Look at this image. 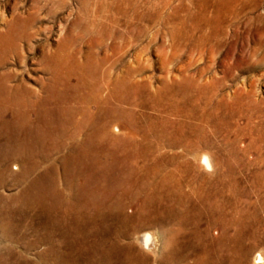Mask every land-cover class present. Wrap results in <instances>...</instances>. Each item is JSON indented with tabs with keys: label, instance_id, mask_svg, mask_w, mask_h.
Instances as JSON below:
<instances>
[{
	"label": "rangeland",
	"instance_id": "obj_1",
	"mask_svg": "<svg viewBox=\"0 0 264 264\" xmlns=\"http://www.w3.org/2000/svg\"><path fill=\"white\" fill-rule=\"evenodd\" d=\"M0 8V32L28 24L32 33L21 41L26 59L10 57L0 73L16 71L35 94L2 114L0 264H190L198 238L219 235L208 227L216 200L231 214L227 262L254 264L264 251V0H0ZM108 123L119 127L112 139ZM205 152L217 157L213 174L198 167ZM145 232L156 237L151 252L136 242Z\"/></svg>",
	"mask_w": 264,
	"mask_h": 264
},
{
	"label": "bare ground",
	"instance_id": "obj_2",
	"mask_svg": "<svg viewBox=\"0 0 264 264\" xmlns=\"http://www.w3.org/2000/svg\"><path fill=\"white\" fill-rule=\"evenodd\" d=\"M149 1V0H148ZM159 1V0H158ZM219 1V0H218ZM162 2V1H161ZM209 2H210V0H209ZM217 2V1H216ZM225 2V1H224ZM218 3V2H217ZM220 3V2H219ZM227 3H229V2H227ZM157 4V3H156ZM213 4V3H212ZM248 4V3H247ZM228 5V4H227ZM97 7V6H96ZM102 7H104V6H102ZM227 7V6H226ZM237 7V6H236ZM245 7V6H244ZM250 7V6H249ZM16 8V7H15ZM15 8H13V9H15ZM110 8V7H109ZM248 8V7H247ZM88 9V8H87ZM220 9V8H219ZM242 9V8H241ZM0 10H1V8H0ZM102 10H104V9H102ZM106 10V9H105ZM104 10V11H105ZM230 10V9H229ZM233 10V9H232ZM243 10V9H242ZM88 11H89V9H88ZM216 11H218V9L216 10ZM220 11H223V10H220ZM228 11V10H227ZM87 12V11H86ZM91 12V11H90ZM94 12H95V10H94ZM213 12V11H212ZM231 12V11H230ZM3 13V12H2ZM89 13V12H88ZM103 13V12H102ZM113 12H111L110 14H112ZM120 13V12H119ZM121 13H122V11H121ZM229 13V12H228ZM244 13V12H243ZM16 14V13H15ZM91 14V13H90ZM95 14V13H94ZM93 14V15H94ZM104 14V13H103ZM108 14V13H107ZM149 13L147 12V15H148ZM157 14H159V13H157ZM216 14V13H215ZM220 14V13H219ZM233 14V13H232ZM152 15V14H151ZM228 15V14H227ZM237 15V14H236ZM240 15V14H239ZM89 16V15H88ZM105 16V15H104ZM115 17H116V15H114ZM150 16V15H149ZM153 16V15H152ZM160 16V15H159ZM207 16V15H206ZM217 16V15H216ZM26 17V16H25ZM210 17V16H209ZM214 17V16H213ZM5 18V17H4ZM13 18V17H12ZM91 18V17H90ZM100 18V17H99ZM156 18V17H155ZM161 18V17H160ZM217 18V17H216ZM226 18V17H225ZM25 19V18H24ZM93 19H94V17H93ZM109 19V18H108ZM113 19V18H112ZM118 19V18H117ZM221 19V18H220ZM13 20V19H12ZM104 20H106V19H104ZM8 21V20H7ZM90 21H91V19H90ZM93 21V20H92ZM111 21V20H110ZM109 21V22H110ZM94 22V21H93ZM102 22V21H101ZM101 22H99V23H101ZM117 22V21H116ZM83 23V22H82ZM87 23H89L88 21H87ZM9 24V23H8ZM81 24V23H80ZM10 25V24H9ZM31 25V24H30ZM14 26V25H13ZM13 26H11V27H9V29L8 30H5V31H1L0 32V67H2L7 61H8V59L10 58V57H17V58H20V59H22L23 61L26 59L25 58V55H24V50H23V48H22V45H21V41H24V40H27V41H30V39L32 38V33L29 31V25L28 24H26L23 28H22V30L20 31L19 29H17L16 27H13ZM85 26V25H84ZM100 26V25H99ZM114 26V25H113ZM98 27V26H97ZM119 27V26H118ZM91 28V27H90ZM92 28H93V25H92ZM92 28H91V30H92ZM120 28V27H119ZM99 29V28H98ZM98 29H95V30H98ZM111 29V28H110ZM115 29V28H114ZM117 29V28H116ZM115 29V30H116ZM84 30V29H83ZM112 31H113V29H111ZM118 30H120V29H118ZM86 31V30H85ZM100 31V30H99ZM125 31V30H124ZM87 32V31H86ZM115 32H117V31H115ZM126 33V32H125ZM89 34V33H88ZM110 34H112V33H110ZM117 34V33H116ZM124 34V33H123ZM99 35V34H98ZM126 35V34H125ZM108 36H109V34H108ZM110 36H112L113 37V35H110ZM107 38V37H106ZM115 39V38H114ZM108 40V39H107ZM116 40V39H115ZM97 41V40H96ZM113 41V40H112ZM111 41V42H112ZM66 42V41H65ZM87 42H88V40H87ZM31 43H32V41H31ZM90 43V42H89ZM98 43V42H97ZM104 43H106V42H104ZM110 43V42H109ZM47 44H49V43H47ZM46 44V45H47ZM100 44V43H99ZM121 45V44H120ZM48 46V45H47ZM113 46V45H112ZM33 47V46H32ZM48 47H50V44H49V46ZM118 47V49L120 48L119 46H117ZM116 48V47H115ZM117 49V50H118ZM72 50V49H71ZM81 50V49H80ZM116 50V51H117ZM46 51V50H45ZM115 51V52H116ZM61 52H63V51H61ZM80 52H82V51H80ZM107 52V51H106ZM64 53V52H63ZM71 53V52H70ZM75 54H77V53H75ZM48 52H45V54L42 56V57H40L41 59L39 60V62L42 64V65H44V66H47V60H48ZM68 56V55H67ZM76 56V55H75ZM74 56V57H75ZM56 57V56H55ZM64 57V56H63ZM66 57V56H65ZM105 57V56H104ZM103 57V58H104ZM60 58H62V57H60ZM63 59H65V58H63ZM102 59V58H101ZM52 60V59H51ZM72 61V60H71ZM117 61V60H116ZM50 62V61H49ZM73 62V61H72ZM95 62V61H94ZM77 63V62H76ZM79 63V62H78ZM117 63H115L114 65H116ZM75 65V64H74ZM98 65V64H97ZM61 66V65H60ZM64 66V65H63ZM78 67H79V65H77ZM81 66V65H80ZM78 67H77V69H78ZM46 68V67H45ZM51 70V69H50ZM80 71V70H79ZM112 72V71H111ZM82 73V72H81ZM109 73V72H108ZM100 74V73H99ZM111 75V74H110ZM116 75V74H115ZM18 75H17V72L16 71H14V70H9V71H5V72H1L0 73V131H1V128H2V124H1V120H2V114H4V112H5V105H7L6 103H10V104H12V107H14L15 105H16V107L18 108V104L20 103V102H22L23 100H22V97H23V95L25 94V92H27V94L26 95H30V96H33V95H35L34 94V92L33 91H31V90H29V88L27 87L28 85H26L22 80H20L18 77H17ZM57 76V75H56ZM105 76V75H104ZM109 76V75H108ZM58 77V76H57ZM78 77V76H77ZM83 78V77H82ZM113 81V80H112ZM117 81V80H116ZM55 82V81H54ZM102 82V81H101ZM73 83V82H72ZM105 83V82H104ZM86 84V83H85ZM84 84V85H85ZM107 84V83H106ZM110 84V83H109ZM118 84H120V83H118ZM50 86V85H49ZM58 86V85H57ZM75 86V85H74ZM97 87V86H96ZM101 87V86H100ZM107 87V86H106ZM109 87V86H108ZM119 87V86H118ZM25 89L27 90V91H25ZM33 89V88H32ZM62 89V88H61ZM72 89V88H71ZM88 89V88H87ZM113 89V88H112ZM117 89V88H116ZM119 89V88H118ZM49 90V89H48ZM47 90V91H48ZM82 90V89H81ZM94 90V89H93ZM98 90V89H97ZM35 91V90H34ZM84 92V91H83ZM53 93V92H52ZM58 93V92H57ZM91 93V92H90ZM95 93H97V92H95ZM108 93V92H107ZM49 94V93H48ZM73 94V93H72ZM83 94V93H82ZM99 94V93H98ZM56 95V94H55ZM79 95V94H78ZM94 95V94H93ZM27 96V97H28ZM29 96V97H30ZM113 96V95H112ZM65 97V96H64ZM98 97V96H97ZM50 98V97H49ZM80 98V97H79ZM98 98H101V97H98ZM97 98V99H98ZM105 98V97H104ZM116 98V97H115ZM25 99H26V96H25ZM30 99V98H29ZM28 99V101L30 102V100ZM32 99V98H31ZM38 99V98H37ZM40 99V98H39ZM51 100V99H50ZM75 100H76V98H75ZM31 101H33V100H31ZM42 101V100H41ZM40 101V102H41ZM54 101H55V99H54ZM65 101V100H64ZM88 101V100H87ZM48 102V101H47ZM103 102H104V100H103ZM67 103H69V102H67ZM74 103H75V101H74ZM81 103V102H80ZM84 103V102H83ZM98 103V102H97ZM96 103V104H97ZM10 104H8L9 106H10ZM30 104V103H29ZM33 104V103H32ZM37 104V103H36ZM47 104V103H46ZM128 104V103H127ZM65 105V104H64ZM77 105V104H76ZM91 105V104H90ZM39 106V105H38ZM125 106V105H124ZM45 107V106H44ZM99 107V106H98ZM38 108V107H37ZM63 108V107H62ZM67 108V107H66ZM101 108V107H100ZM12 109V108H11ZM23 109V108H22ZM25 109V108H24ZM27 109V108H26ZM26 109L24 110V111H26ZM44 109V108H43ZM57 109V108H56ZM94 109V108H93ZM129 109V108H128ZM36 110V109H35ZM55 110V109H54ZM82 110V109H81ZM130 110V109H129ZM12 111V110H11ZM13 111H14V109H13ZM28 111V110H27ZM51 111V110H50ZM57 111V110H56ZM73 111V110H72ZM15 112V111H14ZM32 112H33V110H32ZM40 112V111H39ZM88 112V111H87ZM91 112V111H90ZM12 113V112H11ZM28 113V112H27ZM34 113V112H33ZM31 114V113H30ZM37 114V113H36ZM65 114V113H64ZM96 114H98V113H96ZM99 115V114H98ZM121 115V114H120ZM24 116V115H23ZM29 116H31V115H29ZM37 116V115H36ZM64 116V115H63ZM125 116V115H124ZM21 117H22V115H21ZM49 117V116H48ZM82 117H83V115H82ZM116 117V116H115ZM37 118V117H36ZM80 118V117H79ZM21 119V118H20ZM27 119V118H26ZM42 119V118H41ZM82 119V118H81ZM80 119V120H81ZM113 119V118H112ZM34 120V119H33ZM70 120V119H69ZM76 120V119H75ZM79 120V119H78ZM94 120V119H93ZM19 121V120H18ZM41 121V120H40ZM86 121V120H85ZM3 122V121H2ZM23 122V121H22ZM36 122V121H35ZM42 122H44V121H42ZM84 122V121H83ZM115 122V121H114ZM59 123V122H58ZM99 123V122H98ZM103 123V122H102ZM6 124V123H5ZM19 124V123H18ZM42 124V123H41ZM23 124H21V126H22ZM38 125V124H37ZM75 125V124H74ZM95 125V124H94ZM98 125H100V124H98ZM115 125V124H114ZM14 126V125H13ZM18 127H20V126H18ZM34 127V126H33ZM72 127V126H71ZM77 127V126H76ZM17 128V127H16ZM46 128V127H45ZM52 128V127H51ZM61 128V127H60ZM83 128V127H82ZM95 128H97L96 126H95ZM18 129V128H17ZM85 129V128H84ZM91 129V128H90ZM124 129V128H123ZM28 130V129H27ZM76 130V129H75ZM74 130V131H75ZM83 130V129H82ZM99 130V129H98ZM106 130V134H108L110 137H111V139L113 138L112 136H113V133L116 131V130H119V127L117 126V127H114V126H111V124H109L108 123V126H107V129H105ZM28 131H30V130H28ZM59 131V130H58ZM70 131H72V130H70ZM77 131V130H76ZM80 131V130H79ZM78 131V132H79ZM33 132V131H32ZM85 132V131H84ZM90 132V131H89ZM101 132V131H100ZM1 133V132H0ZM55 133V132H54ZM69 133V132H68ZM79 133H81V132H79ZM122 133H124V132H122ZM74 134V133H73ZM77 134V133H76ZM75 134V135H76ZM82 134V133H81ZM86 134H87V132H86ZM22 135V134H21ZM70 135H71V133H70ZM27 136V135H26ZM36 136V135H35ZM62 136H65V135H62ZM78 136V135H77ZM76 136V137H77ZM88 136V135H87ZM39 137V136H38ZM80 137V136H79ZM239 137V136H238ZM21 138V137H20ZM28 138V137H27ZM41 138V137H40ZM163 138V137H162ZM263 139V138H262ZM21 140V139H20ZM161 140V139H160ZM165 140V139H164ZM14 141V140H13ZM22 141V140H21ZM74 141H75V139H74ZM83 141V140H82ZM81 142V141H80ZM136 142V141H135ZM138 142V141H137ZM13 143V142H12ZM76 143V142H75ZM74 143V144H75ZM104 143V142H103ZM147 143V142H146ZM161 143V142H160ZM233 143H236V141L235 142H233ZM38 144H39V142H38ZM42 144V143H41ZM81 144V143H80ZM84 144V143H83ZM141 144V143H140ZM162 144V143H161ZM198 144V143H197ZM244 144V143H243ZM2 145V144H1ZM9 145H10V143H9ZM19 145H20V143H19ZM138 145V144H137ZM143 145V144H142ZM141 145V146H142ZM156 145V144H155ZM163 145V144H162ZM161 145V146H162ZM253 145V144H252ZM27 146V145H26ZM25 146V147H26ZM59 146V145H58ZM74 146V145H73ZM76 146V145H75ZM78 146V145H77ZM85 146V145H84ZM140 146V145H139ZM151 146V145H150ZM160 146V145H159ZM199 146V145H198ZM45 147V146H44ZM47 147V146H46ZM45 147V148H46ZM66 147V146H65ZM79 147H81V146H79ZM136 147V146H135ZM157 147V146H156ZM240 147H243V146H240ZM246 147V146H245ZM244 147V148H245ZM35 148V147H34ZM39 148V147H38ZM253 148V147H252ZM6 149V148H5ZM4 149V150H5ZM48 149V148H47ZM52 149H54V148H52ZM63 149V148H62ZM61 149V150H62ZM146 149V148H145ZM151 149V148H150ZM149 149V150H150ZM156 149H158V148H156ZM198 149H199V147H198ZM234 149H237V148H234ZM247 149V148H246ZM249 149V148H248ZM260 149V148H259ZM59 150V149H58ZM65 150H66V148H65ZM138 150V149H137ZM148 150V151H149ZM153 150H154V148H153ZM200 150V149H199ZM243 150H245V149H243ZM3 151V150H2ZM44 151H46V150H44ZM48 151V150H47ZM51 151V150H50ZM71 151V150H70ZM69 151V152H70ZM136 151V150H135ZM161 151V150H160ZM194 151V150H193ZM205 151V150H204ZM234 151V150H233ZM53 152V151H52ZM152 152V151H151ZM164 152V151H163ZM166 152V151H165ZM175 152V151H174ZM212 152V151H211ZM211 152H205V153H203V154H201L200 155V157L198 156V157H196L197 158V160H198V167H200L202 170H205L207 173H212L213 171H215V170H217L218 168H216L217 167V165H216V162H215V159L217 158H215L214 159V154L213 153H211ZM45 153V152H44ZM62 153H64V152H62ZM66 153V152H65ZM77 153V152H76ZM149 153V152H148ZM158 153V152H157ZM231 153V152H230ZM233 153V152H232ZM241 153V152H240ZM245 153V152H244ZM15 154V153H14ZM27 154V153H26ZM43 154V153H42ZM41 154V155H42ZM46 154V153H45ZM67 154V153H66ZM69 154V153H68ZM83 154V153H82ZM153 154V153H152ZM155 154H156V152H155ZM159 154H161V153H159ZM165 154V153H164ZM173 154V153H172ZM176 154V153H175ZM181 154V153H180ZM193 154V153H192ZM227 154H228V152H227ZM227 154H225L226 156H227ZM239 154V153H238ZM245 154H247V153H245ZM3 155V154H2ZM30 155H31V153H30ZM64 155V154H63ZM150 155H151V153H150ZM157 155V154H156ZM174 155V154H173ZM187 155V154H186ZM261 155V154H260ZM32 156V155H31ZM50 156V155H49ZM148 157H149V155H147ZM160 156V155H159ZM179 156V155H178ZM178 156L176 157V158H178ZM239 156V155H238ZM247 156V155H246ZM245 156V157H246ZM65 157H66V155H65ZM69 157V156H68ZM67 157V158H68ZM162 157V156H161ZM160 157V158H161ZM169 157V156H168ZM167 157V158H168ZM172 157V156H171ZM174 157V156H173ZM244 157V158H245ZM259 157V156H258ZM261 157V156H260ZM2 158V157H1ZM4 158V157H3ZM2 158V159H3ZM7 158H9V157H7ZM46 158V157H45ZM58 158V157H57ZM56 158V159H57ZM60 158V157H59ZM64 158V157H63ZM150 158V157H149ZM157 157H155V159H156ZM185 158V157H184ZM194 158V157H193ZM264 158V157H263ZM262 158V159H263ZM15 159V158H14ZM22 159V158H21ZM34 159V158H33ZM61 159V158H60ZM76 159V158H75ZM81 159H83V158H81ZM147 159V158H146ZM152 159H153V157H152ZM151 159V160H152ZM159 159V158H158ZM227 159V158H226ZM254 159H256V158H254ZM253 159V160H254ZM261 159V158H260ZM5 160V159H4ZM6 160H8V159H6ZM18 160V159H17ZM52 160V159H51ZM62 160V159H61ZM65 160H66V158H65ZM117 160V159H116ZM149 160V159H148ZM157 160V159H156ZM172 160V159H171ZM174 160V159H173ZM184 160V159H183ZM186 160H187V158H186ZM195 160V159H194ZM194 160H192V161H194ZM3 161V160H2ZM13 161V160H12ZM33 161V160H32ZM44 161V160H43ZM47 161H50V160H47ZM56 161V160H55ZM162 161V160H161ZM182 161V160H181ZM261 161V160H260ZM21 162V161H20ZM24 162V161H23ZM26 162V161H25ZM37 162H38V160H37ZM176 162V161H175ZM174 162V163H175ZM184 162V161H183ZM188 162H190V161H188ZM188 162H187V164H188ZM243 162V161H242ZM250 162V161H249ZM262 162H264V161H262ZM35 163V162H34ZM54 163H56V162H54ZM63 163V162H62ZM68 163V162H67ZM134 163V162H133ZM145 163V162H144ZM174 163H173V165H174ZM181 163V162H180ZM225 163V162H224ZM247 163V162H246ZM21 164V163H20ZM24 164V163H23ZM32 164V163H31ZM38 164V163H37ZM75 164V163H74ZM80 164V163H79ZM179 163H177V165H178ZM197 164V163H196ZM249 164V163H248ZM53 165V164H52ZM147 165V164H146ZM181 166H183L182 164H180ZM224 165V164H223ZM7 166V165H6ZM18 166V165H17ZM37 166V165H36ZM58 166V165H57ZM137 167H138V165H136ZM135 166V167H136ZM189 166H192V165H190V163H189ZM244 166V165H243ZM253 166H254V164H253ZM8 167H9V165H8ZM23 167V166H22ZM97 167V166H96ZM187 167V166H186ZM21 168V167H20ZM53 168V167H52ZM144 168V167H143ZM176 168H179V167H176ZM193 168H195L194 166H193ZM199 168V169H200ZM224 168V167H223ZM222 168V169H223ZM237 168V167H236ZM261 168V167H260ZM16 169H18V168H16ZM32 169V168H31ZM38 169V168H37ZM59 169V168H58ZM68 169V168H67ZM66 169V170H67ZM232 169V168H231ZM230 169V170H231ZM234 169V168H233ZM244 169V168H243ZM245 169H246V167H245ZM256 169V168H255ZM145 170V169H144ZM143 170V171H144ZM227 170H228V168H227ZM252 170V169H251ZM257 170H259V169H257ZM11 171V170H10ZM20 171V170H19ZM26 171V170H25ZM131 171V170H130ZM138 171V170H137ZM155 171V170H154ZM192 171V170H191ZM222 171V170H221ZM245 171V170H244ZM253 171V170H252ZM251 171V172H252ZM255 171V170H254ZM262 171V170H261ZM260 171V172H261ZM60 172V171H59ZM66 172V171H65ZM197 172V171H196ZM201 172H204V171H201ZM228 172V171H227ZM226 172V173H227ZM230 172V171H229ZM257 172V171H256ZM20 173H21V171H20ZM24 173V172H23ZM49 173V172H48ZM85 173V172H84ZM144 173V172H143ZM148 173H149V171H148ZM147 173V174H148ZM173 173V172H172ZM194 173V172H193ZM198 173V172H197ZM214 173V172H213ZM212 173V174H213ZM217 173V172H216ZM219 173V172H218ZM222 173H223V171H222ZM258 173H259V171H258ZM41 174V173H40ZM137 174H139V173H137ZM166 175H168L167 173H165ZM164 174V175H165ZM195 174V173H194ZM199 174H200V172H199ZM206 174V173H205ZM211 174V175H212ZM231 174H233L232 172H231ZM236 174V173H235ZM246 174V173H245ZM256 174V173H255ZM35 175V174H34ZM33 175V176H34ZM135 175V174H134ZM149 175V174H148ZM170 175V174H169ZM228 175V174H227ZM230 175V174H229ZM234 175V174H233ZM238 175H241V174H238ZM250 174H248V176H249ZM257 175V174H256ZM259 175V174H258ZM257 175V176H258ZM22 176V175H21ZM38 176V175H37ZM44 176V175H43ZM64 176V175H63ZM140 176V175H139ZM161 176V175H160ZM163 176V175H162ZM171 176V175H170ZM196 176H198V175H196ZM232 175H230V178H233V177H231ZM256 176V177H257ZM96 177V176H95ZM142 177V176H141ZM167 177V176H166ZM175 177V176H174ZM205 177V176H204ZM229 177V176H228ZM250 177V176H249ZM255 177V178H256ZM36 178V177H35ZM34 178V179H35ZM37 178H39V177H37ZM62 178V177H61ZM70 178V177H69ZM68 178V179H69ZM75 178V177H74ZM73 178V179H74ZM80 178V177H79ZM91 178V177H90ZM149 178V177H148ZM155 178H156V176H155ZM162 178V177H161ZM181 178H182V176H181ZM207 178V177H206ZM218 178V177H217ZM225 178V177H224ZM238 178H240V177H238ZM245 178V177H244ZM253 178V177H252ZM264 178V177H263ZM68 179H66V180H68ZM71 179V178H70ZM77 179V178H76ZM75 179V180H76ZM80 179H82V178H80ZM138 179V178H137ZM141 179V178H140ZM153 179V178H152ZM170 179V178H169ZM168 179V180H169ZM176 179H177V177H176ZM183 179V178H182ZM221 179H222V177H221ZM235 179V178H234ZM241 179V178H240ZM259 179V178H258ZM33 180V179H32ZM53 180V179H52ZM56 180V179H55ZM58 180V179H57ZM64 180H65V178H64ZM65 180V181H66ZM148 180V179H147ZM178 180V179H177ZM176 180V181H177ZM205 180V179H204ZM219 180H220V178H219ZM232 180V179H231ZM236 180V179H235ZM238 180V179H237ZM250 180V179H249ZM262 180V179H261ZM47 181V180H46ZM79 181V180H78ZM95 181V180H94ZM139 181V180H138ZM143 181V180H142ZM159 181V180H158ZM183 181V180H182ZM212 181V180H211ZM223 181V180H222ZM234 181V180H233ZM241 181H242V179H241ZM247 181V180H246ZM34 182V181H33ZM32 182V183H33ZM57 182H59V181H57ZM87 182V181H86ZM146 182V181H145ZM147 182H149V180L147 181ZM161 182V181H160ZM169 182V181H168ZM175 182V181H174ZM217 182V181H216ZM221 182V181H220ZM228 182V181H227ZM249 182V181H248ZM253 182H254V180H253ZM176 183V182H175ZM178 183V182H177ZM183 183V182H182ZM206 183V182H205ZM234 183V182H233ZM236 183V182H235ZM247 183V182H246ZM257 183V182H256ZM264 183V182H263ZM263 183H261V185L263 184ZM28 184H31V183H28ZM56 184V183H55ZM85 184V183H84ZM87 184V183H86ZM103 184V183H102ZM149 184V183H148ZM147 184V185H148ZM160 184V183H159ZM173 184V183H172ZM184 184H186V183H184ZM210 184V183H209ZM215 184V183H214ZM218 184H219V182H218ZM224 184V183H223ZM237 184H238V182H237ZM54 185V184H53ZM74 185V184H73ZM78 185V184H77ZM104 185V184H103ZM117 185V184H116ZM154 185V184H153ZM188 185V184H187ZM212 185V184H211ZM216 185V184H215ZM234 185V184H233ZM254 185V184H253ZM256 185V184H255ZM32 186V185H31ZM45 186V185H44ZM72 186V185H71ZM76 186V185H75ZM84 186V185H83ZM139 186V185H138ZM157 186V185H156ZM159 186V185H158ZM171 186V185H170ZM191 186H192V184H191ZM195 186V185H194ZM220 186V185H219ZM247 186H249L248 184H247ZM252 186V185H251ZM258 186V185H257ZM263 186V185H262ZM262 186H261V188H262ZM94 187V186H93ZM142 187V186H141ZM146 187V186H145ZM177 187V186H176ZM182 187V186H181ZM184 187H185V185H184ZM183 187V188H184ZM193 187V186H192ZM228 187V186H227ZM230 187V186H229ZM234 187V186H233ZM255 187V186H254ZM60 188V187H59ZM67 188V187H66ZM81 188V187H80ZM101 189H102V187H100ZM126 188V187H125ZM161 188V187H160ZM178 188V187H177ZM208 188V187H207ZM216 188H217V186H216ZM221 188V187H220ZM253 188V187H252ZM257 188V187H256ZM62 189V188H61ZM137 189H139V188H137ZM150 189V188H149ZM173 189V188H172ZM187 189V188H186ZM219 189V188H218ZM231 189V188H230ZM237 189V188H236ZM259 189V188H258ZM55 190V189H54ZM86 190V189H85ZM106 190V189H105ZM122 190V189H121ZM156 190V189H155ZM193 190V189H192ZM204 190V189H203ZM213 190V189H212ZM229 190V189H228ZM239 190V189H238ZM246 190V189H245ZM27 191H29V190H27ZM39 191V190H38ZM136 191V190H135ZM140 191V190H139ZM175 191V190H174ZM182 191V190H181ZM218 191V190H217ZM221 191V190H220ZM224 191V190H223ZM232 191V190H231ZM260 191H262V190H260ZM58 192V191H57ZM75 192H77V191H75ZM120 192V191H119ZM133 192V191H132ZM148 192V191H147ZM151 192H153V191H151ZM169 192V191H168ZM177 192H179V191H176V193ZM207 192V191H206ZM212 192V191H211ZM210 192V193H211ZM226 192V191H225ZM240 192V191H239ZM243 192V191H242ZM39 193H41V192H39ZM131 193V192H130ZM182 193V192H181ZM192 193V192H191ZM204 193V192H203ZM216 193V192H215ZM227 193V192H226ZM225 193V194H226ZM255 193V192H254ZM257 193V192H256ZM35 194H37V190H36V193ZM152 195H153V193H151ZM150 194V195H151ZM155 194V193H154ZM163 194V193H162ZM201 194H202V191H201ZM217 194V193H216ZM219 194H222L221 192L219 193ZM230 194V193H229ZM260 194V193H259ZM63 195H65V194H63ZM87 195V194H86ZM127 195V194H126ZM129 195V194H128ZM135 195V194H134ZM159 195V194H158ZM167 195V194H166ZM173 195H176V194H173ZM208 195V194H207ZM224 195V194H223ZM237 195V194H236ZM38 196H39V194H38ZM97 196H99V195H97ZM171 196V195H170ZM169 196V197H170ZM183 196V195H182ZM210 196V195H209ZM220 196V195H219ZM229 196H231V195H229ZM228 196V197H229ZM238 196H240V195H238ZM255 196V195H254ZM263 196H264V194H263ZM33 197V196H32ZM66 197V196H65ZM100 197H101V195H100ZM117 197V196H116ZM137 197V196H136ZM139 197V196H138ZM137 197V198H138ZM154 197V196H153ZM162 197V196H161ZM168 197V198H169ZM191 197V196H190ZM214 197V196H213ZM226 197V196H225ZM245 197V196H244ZM77 198V197H76ZM113 198V197H112ZM144 198V197H143ZM145 198H146V196H145ZM157 199L159 198L158 196L156 197ZM163 198V197H162ZM164 198H165V195H164ZM172 198V197H171ZM185 198V197H184ZM189 198V197H188ZM201 198H202V196H201ZM212 198V197H211ZM215 198V197H214ZM221 198V197H220ZM233 198V197H232ZM234 198H237L236 196L234 197ZM239 198V197H238ZM251 198V197H250ZM249 198V199H250ZM259 198V197H258ZM261 198V197H260ZM40 199V198H39ZM61 199V198H60ZM66 199V198H65ZM68 199V198H67ZM70 199V198H69ZM83 199V198H82ZM93 199V198H92ZM126 199V198H125ZM130 199H132V198H130ZM147 199V198H146ZM191 199V198H190ZM189 199V200H190ZM209 199V198H208ZM206 200V201H209V200ZM217 199H218V197H217ZM225 199H227V198H225ZM44 200H45V198H44ZM47 200V199H46ZM87 200H89V199H87ZM106 200H107V198H106ZM145 200V199H144ZM166 200V199H165ZM179 200V199H178ZM185 200V199H184ZM201 200V199H200ZM211 200H213V199H211ZM232 200V199H231ZM251 200V199H250ZM254 200V199H253ZM259 200V199H258ZM69 201V200H68ZM74 201H76V200H74ZM78 201H79V199H78ZM81 201V200H80ZM86 201V200H85ZM96 201V200H95ZM142 201V200H141ZM159 201V200H158ZM163 201V200H162ZM167 201V200H166ZM176 201V200H175ZM181 200H179L178 202H180ZM222 201V200H221ZM221 201L220 200H216V201H212V202H210L209 203V205L207 206L208 208V210H209V212H211L210 213V222H209V224H208V227H209V229L211 228H215L216 230L218 229V231H219V235L218 236H211V238L209 239V240H207L208 241V244H206L205 242H206V239H208L209 238V236H208V238L206 237V239H199L198 238V240L201 242V244H202V246L203 247H199L200 248V252H201V254L199 253V255L200 256H197V255H195V258H192V261L190 262V264H237V262H239V260H237V262L236 263H233V262H227L228 260H226L227 258V256H224V255H226V246L224 245V239H225V237L227 236V233H228V216H227V214H225V212L224 211H222V210H227V208H226V206L225 205H223V204H221ZM230 201V200H229ZM233 201V200H232ZM256 201V200H255ZM260 201H261V199H260ZM72 202H73V200H72ZM115 202V201H114ZM119 202V201H118ZM129 202V201H128ZM145 202V201H144ZM147 202V201H146ZM149 202V201H148ZM173 202V201H172ZM182 202V201H181ZM183 202H185V201H183ZM201 202H204V201H201ZM226 202V201H225ZM264 202V201H263ZM32 203V202H31ZM62 203V202H61ZM69 203V202H68ZM75 203V202H74ZM91 203H93V202H91ZM123 203V202H122ZM153 203V202H152ZM155 203V202H154ZM153 203V204H154ZM160 203L161 202H159V205H160ZM165 203V202H164ZM198 203V202H197ZM227 203V202H226ZM236 203H238V202H236L235 201V204ZM242 203V202H241ZM247 203V202H246ZM253 203V202H252ZM76 204V203H75ZM74 204V205H75ZM105 204V203H104ZM113 204V203H112ZM145 204V203H144ZM157 204V203H156ZM187 204V203H186ZM195 204V203H194ZM254 204V203H253ZM252 204V205H253ZM46 205V204H45ZM52 205H53V203H52ZM54 205H56V204H54ZM79 205V204H78ZM77 205V206H78ZM91 205V204H90ZM133 205V204H132ZM140 205H141V203H140ZM164 205V204H163ZM166 205V204H165ZM168 205H171L172 206V204H168ZM181 205V204H180ZM236 205H238V204H236ZM241 205V204H240ZM257 205H258V203H257ZM263 205V204H262ZM51 206V205H50ZM93 206V205H92ZM116 206V205H115ZM125 206V205H124ZM136 206V205H135ZM144 206V205H143ZM158 206V205H157ZM194 206V205H193ZM232 206V205H231ZM48 207V206H47ZM142 207V206H141ZM149 207V206H148ZM169 207V206H168ZM175 207V206H174ZM185 207V206H184ZM194 207H196V206H194ZM237 207V206H236ZM256 207H258V206H256ZM262 207H264V206H262ZM50 208V207H49ZM67 208V207H66ZM76 208V207H75ZM84 208V207H83ZM123 208V207H122ZM133 208V207H132ZM153 209H155L154 207H152ZM187 208V207H186ZM199 208V207H198ZM239 208V207H238ZM251 208V207H250ZM252 208H254V207H252ZM72 209H74L73 207H72ZM99 209V208H98ZM111 209V208H110ZM148 209V208H147ZM153 209H151V210H153ZM158 209V208H157ZM160 209V208H159ZM164 209V208H163ZM191 209V208H190ZM194 209V208H193ZM202 209V208H201ZM240 209H242V208H240ZM255 209V208H254ZM56 210V209H55ZM59 210V209H58ZM60 210H62V209H60ZM59 210V211H60ZM67 211H68V209H66ZM76 210V209H75ZM79 210V209H78ZM115 210V209H114ZM120 210V209H119ZM142 210V209H141ZM253 210V209H252ZM260 210V209H259ZM52 211V210H51ZM101 211V210H100ZM116 211H117V207H116ZM138 211H139V209H138ZM160 211H162V210H160ZM180 211V210H179ZM183 211H185V210H183ZM231 212H233L232 210H230ZM239 211V210H238ZM250 211V210H249ZM262 211H263V209H262ZM76 212V211H75ZM99 212V211H98ZM106 212V211H105ZM107 212H108V210H107ZM114 212V211H113ZM142 212V211H141ZM156 212V211H155ZM168 212V211H167ZM166 212V213H167ZM170 212V211H169ZM168 212V213H169ZM174 212V211H173ZM239 212H241V211H239ZM248 212V211H247ZM71 213V212H70ZM81 213V212H80ZM151 213V212H150ZM159 213V212H158ZM163 213V212H162ZM165 213V212H164ZM178 213H180V212H178ZM208 213V212H207ZM235 213V212H234ZM261 213V212H260ZM259 213V214H260ZM262 213H264V212H262ZM54 214V213H53ZM55 214H57V213H55ZM64 214H65V212H64ZM63 214V215H64ZM74 213H72V215H73ZM83 214V213H82ZM89 214V213H88ZM114 214H116V213H114ZM146 214H148V213H146ZM160 214V213H159ZM238 214V213H237ZM236 214V215H237ZM255 214V213H254ZM63 215H61V216H63ZM102 215V214H101ZM105 215V214H104ZM103 215V216H104ZM119 215V214H118ZM117 215V216H118ZM127 215V214H126ZM151 215V214H150ZM149 215V216H150ZM166 215V214H165ZM169 215V214H168ZM228 215H230V217H231V214H228ZM251 215V214H250ZM253 215V214H252ZM264 215V214H263ZM54 216H56V215H54ZM68 216V215H67ZM88 216V215H87ZM86 216V217H87ZM99 216V215H98ZM107 216V215H106ZM105 216V217H106ZM116 216V215H115ZM114 216V217H115ZM128 216V215H127ZM167 216V215H166ZM165 216V217H166ZM169 216H171V215H169ZM247 216V215H246ZM1 217V216H0ZM12 217V216H11ZM66 217V216H65ZM70 217V216H69ZM80 217V216H79ZM96 217H97V215H96ZM104 217V218H105ZM163 217V216H162ZM182 217V216H181ZM238 218H239V216H237ZM241 217V216H240ZM248 217V216H247ZM261 217V216H260ZM264 217V216H263ZM9 218V217H8ZM14 218V217H13ZM13 218H12V220H13ZM56 218V217H55ZM57 218H58V216H57ZM95 218V217H94ZM233 218H234V216H233ZM242 218V217H241ZM241 218H239V219H237L238 221L241 219ZM4 219H5V217H4ZM59 219V218H58ZM60 219H61V217H60ZM70 219H72L71 217H70ZM85 219V218H84ZM88 219V218H87ZM109 219V218H108ZM150 219V218H149ZM180 219V218H179ZM235 219V218H234ZM252 219V218H251ZM69 220V219H68ZM75 220V219H74ZM79 220V219H78ZM81 220V219H80ZM83 220V219H82ZM86 220V219H85ZM97 220V219H96ZM102 220V219H101ZM104 220V222H106L105 221V219H103ZM112 220V219H111ZM164 220V219H163ZM166 220V219H165ZM176 220V219H175ZM250 220V219H249ZM255 220H257V219H255ZM4 221V220H3ZM67 221V220H66ZM70 221V220H69ZM75 221H77V220H75ZM90 221V220H89ZM150 221V220H149ZM160 221V220H159ZM237 221V222H238ZM244 221H245V219H244ZM247 221V220H246ZM253 221V220H252ZM251 221V222H252ZM259 221H261L260 219H259ZM5 222H6V220H5ZM74 222V221H73ZM81 221H79V223H80ZM92 222V221H91ZM164 222V221H163ZM166 222V221H165ZM168 222V221H167ZM171 222V221H170ZM236 222V223H237ZM250 222V221H249ZM2 223V222H1ZM68 223V222H67ZM78 222H77V224H79ZM94 223V222H93ZM235 223V222H234ZM235 223V224H236ZM240 223V222H239ZM256 223V222H255ZM254 223V224H255ZM8 224H10V223H8ZM13 224V223H12ZM74 224H76V223H74ZM84 224V223H83ZM165 224V223H164ZM167 224V223H166ZM253 224V223H252ZM260 224V223H259ZM4 225V224H3ZM217 225H219V227L217 226ZM73 226V225H72ZM170 226V225H169ZM240 226V225H239ZM238 226V227H239ZM261 226V225H260ZM10 227V226H9ZM13 227V226H12ZM16 227H18V226H16ZM180 227H181V225H180ZM207 227V226H206ZM253 227V226H252ZM77 227H75V229H76ZM174 228V227H173ZM12 229V228H11ZM177 229V228H176ZM181 229H182V227H181ZM188 229V228H187ZM208 229V230H209ZM234 229V228H233ZM262 229V228H261ZM19 230V229H18ZM178 230H179V228H178ZM208 230H207V232H208ZM74 231V230H73ZM76 231V230H75ZM240 231V230H239ZM168 232V231H167ZM204 232V231H203ZM236 232V231H235ZM256 232V231H255ZM206 233V232H205ZM204 233V234H205ZM208 233H210V232H208ZM261 233V232H260ZM71 234V233H70ZM203 234V233H202ZM232 234V233H231ZM173 235V234H172ZM191 235V234H190ZM233 235V234H232ZM235 235H236V233H235ZM234 235V236H235ZM253 235V234H252ZM193 236V235H192ZM198 236V235H197ZM201 237H203V236H201ZM259 236H257V238H258ZM236 238H240V237H236ZM255 238V237H254ZM262 238V237H261ZM188 240V239H187ZM236 240V239H235ZM258 240V239H257ZM262 240V239H261ZM204 241V242H203ZM230 241V240H229ZM115 242V241H114ZM133 242V241H132ZM136 242H137V244H140L143 248H145L146 250H150V252H151V250L154 248V246H155V242H156V237H155V234L153 233V232H145L144 234H142V235H139V236H137L136 237ZM136 242H134V243H136ZM226 242V241H225ZM245 242V241H244ZM258 242V241H257ZM116 243V242H115ZM131 243V242H130ZM188 243V242H187ZM233 243V242H232ZM240 243H242V242H240ZM259 243V242H258ZM110 244V243H109ZM129 244V243H128ZM128 244H126V245H128ZM133 244V243H132ZM229 244V243H228ZM236 244H237V242H236ZM257 244V243H256ZM260 244V243H259ZM235 245V244H234ZM233 245V246H234ZM138 247H139V245H137ZM136 246V247H137ZM196 246V245H195ZM109 247H110V245H109ZM114 247V246H113ZM120 246H118V248H119ZM127 247V246H126ZM132 247V246H131ZM138 247H137V249H138ZM192 247V246H191ZM236 247V246H235ZM240 247V246H239ZM72 248V247H71ZM104 248H106L105 246H104ZM103 247H102V249H104ZM116 248V247H115ZM130 248V247H129ZM128 248V249H129ZM135 248V247H134ZM140 248V247H139ZM142 248V249H143ZM52 249V248H51ZM112 249V248H111ZM122 249V248H121ZM141 249V248H140ZM145 249H144V251H145ZM191 249V248H190ZM236 249V248H235ZM113 250V249H112ZM112 250H110V251H112ZM116 250H119V249H116ZM126 250V249H125ZM130 250V249H129ZM133 250V249H132ZM192 250H193V248H192ZM239 250V249H238ZM245 250V249H244ZM104 251V250H103ZM121 251V250H120ZM134 251H136V248L134 249ZM143 251V252H144ZM185 251V250H184ZM194 251V250H193ZM241 251H242V249H241ZM75 252V251H74ZM102 252V251H101ZM107 252V251H106ZM137 252H139V251H137ZM142 252V250H140V253ZM191 252V251H190ZM232 252V251H231ZM240 252V251H239ZM244 252V251H243ZM249 252V251H248ZM76 253V252H75ZM105 253V252H104ZM112 253V252H111ZM188 254H189V252H187ZM229 253V252H228ZM122 254V253H121ZM129 254V253H128ZM175 254V253H174ZM177 254V253H176ZM181 254V253H180ZM187 254V255H188ZM245 254V253H244ZM58 255V254H57ZM116 255V254H115ZM123 255V254H122ZM132 255V254H131ZM186 255V254H185ZM249 255V254H248ZM72 256V255H71ZM99 256V255H98ZM97 256V257H98ZM111 256V255H110ZM109 256V257H110ZM113 256H114V254H113ZM117 256V255H116ZM119 256V255H118ZM123 256H125V254L123 255ZM138 256V255H137ZM178 256V255H177ZM176 256V257H177ZM191 256V255H190ZM233 256V255H232ZM236 256V255H235ZM238 256H240L239 254H238ZM64 257V256H63ZM104 257V256H103ZM128 257H129V255H128ZM135 257V256H134ZM143 257V256H142ZM188 257H189V255H188ZM229 257V256H228ZM242 257V256H241ZM247 257V256H246ZM73 258H75V257H73ZM133 258V257H132ZM141 258V257H140ZM230 258H231V256H230ZM240 258V257H239ZM1 259V258H0ZM57 259V258H56ZM134 259V258H133ZM132 259V260H133ZM176 259V258H175ZM65 260V259H64ZM97 260V259H96ZM100 260V259H99ZM109 260V259H108ZM113 260H115V258L113 259ZM121 260V259H120ZM123 260V259H122ZM127 260H130L129 258L127 259ZM131 260V261H132ZM187 260V259H186ZM1 261V260H0ZM4 261V260H3ZM3 261L2 262H0V263H3ZM73 261V260H72ZM78 261V260H77ZM126 261V260H125ZM124 261V262H125ZM135 261V260H134ZM70 262V261H69ZM107 262V261H106ZM121 262V261H120ZM129 262V261H128ZM183 262H185V261H183ZM244 262H246L245 260H244ZM21 263V262H20ZM55 263V262H54ZM68 263V262H67ZM71 263V262H70ZM73 263V262H72ZM168 263V262H167ZM243 263V261L241 262V264ZM254 264H264V251H261L256 257H255V262H253ZM73 264H75V263H73ZM91 264V263H90ZM94 264V263H93ZM114 264V263H113ZM115 264H116V262H115ZM124 264V263H123ZM128 264V263H127ZM130 264H133V263H131L130 262ZM175 264V263H174ZM187 264V263H186ZM239 264V263H238ZM244 264V263H243Z\"/></svg>",
	"mask_w": 264,
	"mask_h": 264
}]
</instances>
